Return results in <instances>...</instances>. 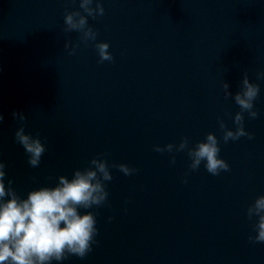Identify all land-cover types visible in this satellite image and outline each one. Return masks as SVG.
Here are the masks:
<instances>
[{"label": "water", "instance_id": "water-1", "mask_svg": "<svg viewBox=\"0 0 264 264\" xmlns=\"http://www.w3.org/2000/svg\"><path fill=\"white\" fill-rule=\"evenodd\" d=\"M88 18L96 41L65 29L78 0H0V161L20 195L103 157L112 179L107 200L93 206L96 243L62 264H264V242L247 207L264 194V0H101ZM82 11V10H80ZM68 40L71 52L64 47ZM259 86L258 115L243 113L251 134L224 142L239 111L231 95L242 77ZM13 109L46 151L28 163L15 141ZM217 136L227 171L189 168L188 146ZM174 157L175 162L171 160ZM135 172L125 175L114 165ZM56 264V262H53Z\"/></svg>", "mask_w": 264, "mask_h": 264}, {"label": "clouds", "instance_id": "clouds-1", "mask_svg": "<svg viewBox=\"0 0 264 264\" xmlns=\"http://www.w3.org/2000/svg\"><path fill=\"white\" fill-rule=\"evenodd\" d=\"M78 3L82 11H67L64 15L65 29L80 32L84 41H96L97 33L88 25V18L103 15L101 0H78ZM69 43L66 40L64 47L71 52L75 46L69 48ZM95 48L100 61L112 60L107 41H96ZM257 79H264V73H257ZM223 89L240 109L233 116L234 129L226 128L222 120L218 121L223 129L224 142L242 136L251 138L243 124V113L247 112L251 118L258 115L254 108L259 94L258 84L250 82L248 75L244 74L240 90L230 92L227 82L223 84ZM11 116L18 124L14 132L15 141L23 147L29 165L37 167L46 151L45 142L38 134L25 131L22 110L13 109ZM4 119V113L0 112V122ZM184 149H187L189 168L193 171L201 164L212 175L229 169L228 163L219 155L218 139L212 132L191 147L186 138L176 145H154L157 152L171 153ZM171 162H175L174 157ZM114 166L125 175L135 172L125 163ZM5 176V164L0 161V264H62L69 256L82 259L92 250V245L97 242L98 229L96 216L89 209L106 202V182L112 179L109 165L103 157H93L88 167L74 169L70 178L59 175L54 185L32 188L24 196L15 191L12 180L9 178L6 181ZM246 215L249 220L254 219L255 235H250L249 239L264 242V194L256 196L247 207Z\"/></svg>", "mask_w": 264, "mask_h": 264}]
</instances>
